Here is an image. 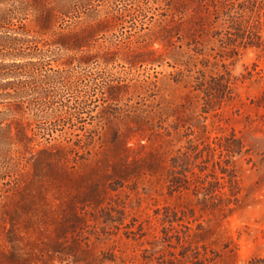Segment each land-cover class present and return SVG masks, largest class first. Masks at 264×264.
Segmentation results:
<instances>
[{
  "label": "rangeland",
  "instance_id": "374dc122",
  "mask_svg": "<svg viewBox=\"0 0 264 264\" xmlns=\"http://www.w3.org/2000/svg\"><path fill=\"white\" fill-rule=\"evenodd\" d=\"M74 2L0 55V264L264 258V0Z\"/></svg>",
  "mask_w": 264,
  "mask_h": 264
},
{
  "label": "trees",
  "instance_id": "16d2710c",
  "mask_svg": "<svg viewBox=\"0 0 264 264\" xmlns=\"http://www.w3.org/2000/svg\"><path fill=\"white\" fill-rule=\"evenodd\" d=\"M77 4L74 0H56V2H47L41 0H0V55H12L16 58H33L35 55L41 54L43 49L40 47V43L44 38L37 39V37H31V30L23 23L25 20H30L36 24L35 31L38 36H46L54 32V25L65 18L72 17L77 9ZM17 22L22 23L19 28L16 27ZM21 29V30H20ZM62 39L45 40L44 46L55 45L59 48H70L66 41L67 36L65 33L62 34ZM82 41V40H81ZM87 44H79L77 48L82 50ZM7 53V54H6ZM33 60H28L32 63ZM15 64H19L16 63ZM46 76V82L44 84H38V81H32L29 89H43L44 85L50 84L49 86H56L58 89L69 88L71 84L83 82L85 72L79 71L77 75H69L68 70L57 71ZM44 82V80H41ZM55 89V88H54ZM48 92V90H46ZM52 92V91H51ZM45 93V92H43ZM59 92L56 90L49 93L51 97L50 104L57 102ZM48 104L45 99L38 100L35 105ZM39 108V107H38ZM57 110L59 108H56ZM248 264H264V258H253Z\"/></svg>",
  "mask_w": 264,
  "mask_h": 264
}]
</instances>
